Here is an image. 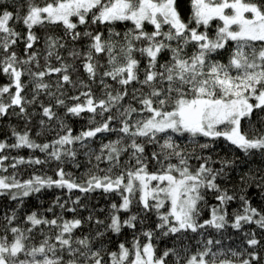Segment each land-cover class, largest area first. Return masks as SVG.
<instances>
[{
	"label": "snow or ice",
	"instance_id": "1",
	"mask_svg": "<svg viewBox=\"0 0 264 264\" xmlns=\"http://www.w3.org/2000/svg\"><path fill=\"white\" fill-rule=\"evenodd\" d=\"M0 77V264H264V0H0Z\"/></svg>",
	"mask_w": 264,
	"mask_h": 264
},
{
	"label": "trees",
	"instance_id": "2",
	"mask_svg": "<svg viewBox=\"0 0 264 264\" xmlns=\"http://www.w3.org/2000/svg\"><path fill=\"white\" fill-rule=\"evenodd\" d=\"M181 11L185 16H187L189 12V0H181ZM117 27L122 28L123 26L117 25ZM64 55L66 56L67 53L65 52ZM81 75L83 76L82 70H81ZM5 82H6L5 79L0 77V85H2ZM69 94L71 95L73 93L70 91ZM97 95H99L98 90H97ZM42 99L45 98L42 97ZM45 102L47 101L45 100ZM29 111L31 112L33 111V109L30 108ZM35 111L39 112V109L37 108L35 109ZM57 111L60 115H63V109H58ZM39 119H40L39 115H36L35 117H33L32 124L30 125V127L32 128V132L30 133L32 138L37 140V142H44L45 140H51L53 138V134L49 133L47 129L44 130V134H42L41 136L36 135L38 131H41L39 127ZM66 123H68L70 127L79 130L82 126L87 124V114H83L82 118L68 117L66 118ZM13 127L17 128V130H20L24 127V122L17 119V117L14 115L0 118V139H8L9 142H11L10 129ZM223 151H224V144L221 141L220 145L217 147V152H219L222 155ZM17 152L19 155H23L26 158L30 154L28 149H20L17 150ZM17 152H13L12 155H16ZM34 155L43 158V154L39 153L38 151L35 152ZM78 162L81 164V168L79 169L74 168L71 165V163L64 165V167L66 168L67 171L73 172L77 177H82L87 171V168L85 166V157L83 156L82 153L78 156ZM215 166L219 167V165H215ZM21 167L23 169L22 174L24 178H27V174L31 173L33 168L25 167V166H21ZM33 167H35V169L38 172L41 173L46 172L48 175H52L57 167V163L53 161L50 162V164H46L42 166H33ZM57 195L61 196L62 200L67 198L66 194L62 190L59 189L45 190L42 195L37 194V196L28 198L25 202V206L21 209V212L27 213L28 211H33V210L44 211V209L50 206L52 200ZM75 195H80V193L78 192L75 193L73 195V198ZM112 199H117V198L113 197ZM82 200L84 201V203H86L89 206V208H91L92 205H97L98 207H107V205L110 203V200L104 199L99 192L93 193L86 198L82 196ZM0 203H3V201L0 200ZM57 211H59V209H57ZM82 214L86 216L87 212H82ZM46 215L50 216V214L47 213Z\"/></svg>",
	"mask_w": 264,
	"mask_h": 264
}]
</instances>
